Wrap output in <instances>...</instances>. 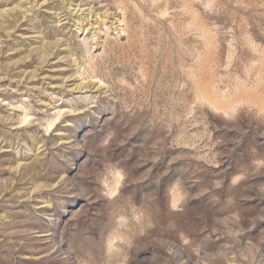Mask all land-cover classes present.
Here are the masks:
<instances>
[{
	"label": "rangeland",
	"instance_id": "obj_1",
	"mask_svg": "<svg viewBox=\"0 0 264 264\" xmlns=\"http://www.w3.org/2000/svg\"><path fill=\"white\" fill-rule=\"evenodd\" d=\"M0 264H264V0H0Z\"/></svg>",
	"mask_w": 264,
	"mask_h": 264
},
{
	"label": "bare ground",
	"instance_id": "obj_2",
	"mask_svg": "<svg viewBox=\"0 0 264 264\" xmlns=\"http://www.w3.org/2000/svg\"><path fill=\"white\" fill-rule=\"evenodd\" d=\"M87 3H88V2H87ZM75 5H77V4H75ZM89 5H90V4H89ZM82 7H83V6H82ZM68 8H69V7H68ZM76 9H77V8H76ZM77 10H79V9H77ZM82 10H84V8L81 9L80 11H82ZM105 10H106V9H105ZM75 11H76V10H75ZM107 12H108V11H107ZM80 13H81V12H80ZM86 13H87V12H86ZM99 20H100V19H99ZM99 20H98V21H99ZM58 23H59V22H58ZM98 23H99V22H98ZM79 25H80V24H79ZM105 25H106V24H105ZM80 27H81V26H80ZM81 28H82V27H81ZM74 78H75V77H74ZM74 78H73V79H74ZM73 79H72V80H73ZM76 79H77V78H76ZM73 84H74V86H75L76 88H80V87L82 86L83 83L81 84V82H79V81H74ZM97 85H98V84H97ZM73 88H74V87H73ZM82 88H83V87H82Z\"/></svg>",
	"mask_w": 264,
	"mask_h": 264
}]
</instances>
